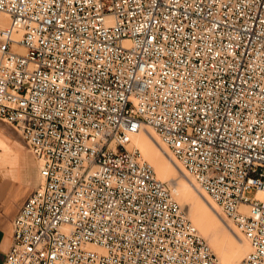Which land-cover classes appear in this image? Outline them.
Returning <instances> with one entry per match:
<instances>
[{
    "label": "built area",
    "instance_id": "2783aa9c",
    "mask_svg": "<svg viewBox=\"0 0 264 264\" xmlns=\"http://www.w3.org/2000/svg\"><path fill=\"white\" fill-rule=\"evenodd\" d=\"M0 122L40 179L1 264H219L144 128L264 264V0H0Z\"/></svg>",
    "mask_w": 264,
    "mask_h": 264
},
{
    "label": "bare ground",
    "instance_id": "6f19581e",
    "mask_svg": "<svg viewBox=\"0 0 264 264\" xmlns=\"http://www.w3.org/2000/svg\"><path fill=\"white\" fill-rule=\"evenodd\" d=\"M142 132L144 131H140L132 137L131 145L138 149L141 156L153 165L159 179H168L173 176L176 173V168L179 166L178 161L171 162L165 156L166 146L160 141L156 133L153 131H148V133ZM183 173L186 178H191L186 171H183ZM192 188L189 184L182 182L173 189V194L175 197L177 196L193 225L210 246L218 252L219 264H238L250 250L247 240L242 237L240 243H238L239 245L234 247V251L231 254L220 253V249L227 244H233L232 234L230 235L223 226V223L225 224V220L227 221V219L225 217L218 218L213 213L212 210H217L218 206L203 190H199L202 196V198H199L196 196L197 190H193ZM197 189L199 188L197 187ZM195 191L196 193H194Z\"/></svg>",
    "mask_w": 264,
    "mask_h": 264
},
{
    "label": "rangeland",
    "instance_id": "374dc122",
    "mask_svg": "<svg viewBox=\"0 0 264 264\" xmlns=\"http://www.w3.org/2000/svg\"><path fill=\"white\" fill-rule=\"evenodd\" d=\"M142 133H148V131H152L150 128H144ZM3 147V148H2ZM5 147V148H4ZM165 147V146H164ZM165 156L169 159V161H175L174 156L171 152L165 147ZM169 155V157H168ZM153 168L155 176L158 178L157 173L153 167V165L145 158ZM179 163V162H177ZM183 171H185L179 163V166L176 168V173L169 177L168 179H159L161 181L166 182L173 194V189H175L180 183L184 182L189 184L193 190H197L194 193L197 197H201L200 191L201 190L195 183L194 180L191 178H186L184 176ZM183 174V175H182ZM193 184H191V183ZM0 183H8L10 184L11 189L16 192V194H20L23 199L39 185V177H38V162L34 155L28 150V147L24 143L20 134H18L12 127L9 125L0 122ZM197 187L199 189H197ZM199 191V192H198ZM174 199L180 205L181 209L185 213L187 219L192 223V221L188 218L185 210L182 208L177 196L173 194ZM219 209V208H218ZM212 210L213 213L218 218L225 217L221 210ZM226 218V217H225ZM227 219V218H226ZM193 225V223H192ZM194 226V225H193ZM223 226L226 228L228 233L233 236V244H227L225 247L220 249V253L231 254L234 251V247L239 245L240 239L243 237L242 234L236 229L234 224L227 219L225 220V224ZM195 227V226H194ZM196 228V227H195ZM197 229V228H196ZM198 231V229H197ZM202 239L206 242L209 246L211 252L216 257L217 261L219 262L218 252H216L207 240L202 236V234L198 231ZM235 234V235H234ZM10 244V240L7 241L5 249Z\"/></svg>",
    "mask_w": 264,
    "mask_h": 264
},
{
    "label": "crops",
    "instance_id": "0c3cea01",
    "mask_svg": "<svg viewBox=\"0 0 264 264\" xmlns=\"http://www.w3.org/2000/svg\"><path fill=\"white\" fill-rule=\"evenodd\" d=\"M28 195L23 199L20 194H16V192L11 189L10 184L0 183V264L10 245L9 244L5 249L7 241L10 240L11 237L12 220Z\"/></svg>",
    "mask_w": 264,
    "mask_h": 264
}]
</instances>
